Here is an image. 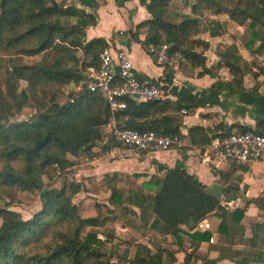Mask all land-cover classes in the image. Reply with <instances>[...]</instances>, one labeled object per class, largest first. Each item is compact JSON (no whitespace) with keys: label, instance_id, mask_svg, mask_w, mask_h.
I'll use <instances>...</instances> for the list:
<instances>
[{"label":"trees","instance_id":"1","mask_svg":"<svg viewBox=\"0 0 264 264\" xmlns=\"http://www.w3.org/2000/svg\"><path fill=\"white\" fill-rule=\"evenodd\" d=\"M172 2L143 1L151 19L131 34L151 55L153 48L171 45L170 54L179 58L181 69L189 64L208 72L205 53L209 44L193 39L203 33L217 37L223 26L218 21L205 25L200 19L203 10H212L216 16L227 14L238 25H247L244 38L251 45L264 38V0H195L193 15L181 17L178 24L166 20ZM96 6L94 0H0V192H39L42 204V210L29 220L11 211L10 204L0 208V264H118L111 261L115 255L130 264H175L176 253L162 248L156 237L147 245L119 241L126 247L117 254L114 233L104 240L85 230L113 221L123 229L172 237L180 248L187 236L196 250L211 236L192 230L191 222L198 225L216 212L222 219L220 234L229 235L245 216L242 209H222L220 200L207 194L197 177L181 167L169 170L163 180L152 177L138 192L119 187L116 178H104L100 184L111 195L108 204L97 205L96 217L83 218L80 205L73 201L88 190L84 183L65 181L60 189L45 185V180H66L79 159L96 158L93 150L98 144L103 145L99 148L103 155L113 148H126L105 132L113 121L119 130L184 138L177 114L191 107L185 99L176 106L168 101L124 99L126 107L112 111L101 95L88 91V71L99 68L101 55L109 47L102 38H86V30L97 21L84 8ZM143 30L146 38L141 41ZM241 60L235 47L222 59L236 81L243 78ZM72 86L77 90L67 92ZM19 88L20 93H14ZM30 106L35 110L31 120L14 121ZM208 132L201 127L190 129L191 146L209 145ZM235 192L236 188L229 187L226 200L235 197ZM253 227L255 243H250L264 242V222ZM132 246L135 252L130 256Z\"/></svg>","mask_w":264,"mask_h":264},{"label":"crops","instance_id":"2","mask_svg":"<svg viewBox=\"0 0 264 264\" xmlns=\"http://www.w3.org/2000/svg\"><path fill=\"white\" fill-rule=\"evenodd\" d=\"M74 1L68 0V3ZM94 1L97 5L95 8H84L97 21L95 26L86 30L87 41L102 38L107 42L109 50L127 54L135 75L142 82L161 81L166 73L155 64L153 54L147 53L131 34L138 25L151 19L142 4L143 1L150 0ZM175 3L176 0H173L169 6L167 21L176 20L174 23L178 24L182 20L181 17L193 15L191 8L195 0H182L181 5L177 6V11L172 9ZM78 7L81 8L79 5ZM203 13L204 16L200 19L205 25L209 21H218L223 30L217 37L203 33L193 39L209 44L205 53L208 72L203 73V69L187 64L180 70L178 83L168 95L167 101L172 106H176L182 99L191 106L177 114L178 124L184 136L180 145L168 152L155 154L122 147L113 148L104 155L101 151L97 153L93 150L98 156L89 163H83L88 159L81 158L82 166H91L82 180L94 178L99 184L104 178H116L120 181L119 187L138 192L152 177L163 180L169 170L181 167L196 176L206 189L219 184L225 189L220 205H231L221 208L228 212L245 210V216L240 225L234 228V232L229 235L220 234L222 219L214 212L203 220L210 224L209 230H199L195 225L194 231L211 236L210 240L199 243L196 250L187 236L182 248L172 237L162 238L154 232L149 236L160 239L162 248L176 253L175 264H264V242L258 239L257 244L250 243H255L253 225L264 222V164L225 162L220 159L213 146L214 141L218 139L213 138L214 136L228 132L241 133L245 130L264 134V38L251 45L252 43L244 38L247 25H238L231 21L227 14L216 16L212 10H203ZM145 38L146 32L143 30L139 39L144 41ZM231 47L237 49L242 59L238 64L239 74L243 77L240 79L241 83L233 78L229 69L222 63L223 57ZM183 110L187 112L186 115L182 113ZM194 127L209 130L208 135L212 138L209 145L198 148L191 146L189 130ZM110 129L109 125L105 132L110 133ZM102 147L100 144L99 148ZM98 160L103 163H98ZM100 173H104V178L96 179ZM229 187L236 188L235 197L226 200ZM105 189L109 198L111 192ZM133 209L138 212L136 208ZM182 229L188 232L186 227ZM145 239L146 243L136 244H149L150 238ZM163 242H166V245Z\"/></svg>","mask_w":264,"mask_h":264},{"label":"built area","instance_id":"3","mask_svg":"<svg viewBox=\"0 0 264 264\" xmlns=\"http://www.w3.org/2000/svg\"><path fill=\"white\" fill-rule=\"evenodd\" d=\"M171 45H162L152 49L155 64L166 73L156 83H145L137 78L129 56L125 53L105 50L100 58V66L89 70L87 89L91 93L101 95L112 111L126 107L124 99L138 102H164L178 83L181 62L177 56L170 54ZM187 114L186 111H182ZM110 133L114 140L122 146L143 153L155 154L168 152L180 145L178 138L157 135L155 133H139L133 130H119L115 122H111ZM213 146L219 157L225 162L236 161L241 164H264V135L261 133L235 132L223 139L214 141ZM228 208L231 205L222 204ZM197 229H210L207 221H201Z\"/></svg>","mask_w":264,"mask_h":264},{"label":"rangeland","instance_id":"4","mask_svg":"<svg viewBox=\"0 0 264 264\" xmlns=\"http://www.w3.org/2000/svg\"><path fill=\"white\" fill-rule=\"evenodd\" d=\"M182 0H176V3L172 6V9H175V11L178 10V5H181ZM185 6V5H184ZM170 22H176V20L168 19ZM74 87L68 88L67 92L69 90H74ZM14 93L19 94L20 88L15 89ZM65 101V96L60 97L59 102L62 104ZM32 107L34 106V103L31 102ZM32 107L25 108L23 112L18 115L14 121H24V120H31L35 110L32 109ZM95 152L100 153V150L98 148L94 149ZM83 159L78 161V164L76 167L73 168L72 174L67 177L65 180L63 177L58 178L54 183H49L47 180H45V185L48 188H55L60 189L62 188L63 183L66 181L68 184L71 182L79 183L81 182L82 178L84 177L86 171L90 170L91 166L89 164H86V166H82L81 164ZM90 160H84L83 163H89ZM98 163L102 164L103 161L98 160ZM99 177V178H98ZM96 179L104 178V173H100ZM81 183H84L86 185V188L88 189L86 192H82L78 194L76 197H74V202L76 204H79L81 207V215L83 218L88 217H96L97 211L96 207L97 205H102L107 203V197L109 194L107 193L106 189L103 188V186L95 181L94 178H86L83 179ZM50 184V185H49ZM49 185V186H48ZM10 204L9 209L11 211H15L19 214H21L22 218L24 220L31 219L34 215L39 213L42 210V204L39 196V192H20L17 189H10V190H3L0 192V208L4 209L7 207V205ZM106 210H103L104 214L107 215ZM2 225V221L0 220V227ZM88 232L92 233H98L100 235V238L106 240L108 235L114 233L115 240L114 243L117 244L118 247V253L122 254L123 250L125 249L126 245H122L119 243V241H124L126 243H131L132 245H136V243H146L147 239L145 238H151L153 236H149L148 234H142V232L135 231L132 228H128V230L123 229L121 227V223L110 221L106 224L105 227L101 228H87L85 230V234ZM164 245H166V242H163ZM135 252L134 247H131L130 256L133 255ZM114 263H121V264H130V263H124L122 260L118 258L117 255H115L112 260Z\"/></svg>","mask_w":264,"mask_h":264},{"label":"water","instance_id":"5","mask_svg":"<svg viewBox=\"0 0 264 264\" xmlns=\"http://www.w3.org/2000/svg\"><path fill=\"white\" fill-rule=\"evenodd\" d=\"M98 146H100V144H98ZM89 148H91V145L88 146L87 148H85V150H87ZM224 191H225V189L219 184H214L212 187L206 189L207 194H209V195H211V196H213L219 200L222 198ZM190 228L195 229V223L194 222L190 223Z\"/></svg>","mask_w":264,"mask_h":264}]
</instances>
